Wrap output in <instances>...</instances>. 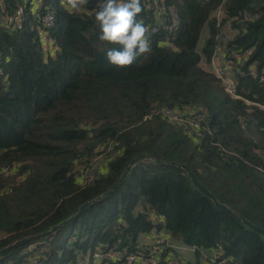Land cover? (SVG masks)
<instances>
[{"label": "trees", "instance_id": "obj_1", "mask_svg": "<svg viewBox=\"0 0 264 264\" xmlns=\"http://www.w3.org/2000/svg\"><path fill=\"white\" fill-rule=\"evenodd\" d=\"M2 1L10 12L23 4ZM43 1L56 18L49 31L53 55L42 52L40 21L26 4L20 29L0 23V248L66 219L143 153L185 163L230 209L214 206L182 168L150 158L55 234L25 239L0 264L35 257L40 264H76L98 248L134 244L153 215L164 217V227L185 244L219 245L234 264H264L262 236L237 215L264 228V84L248 74H264V0H165L177 10L176 28L160 27L151 35L152 52L127 68L106 58L112 45L98 38V6L70 14L65 0ZM141 2L148 26L153 12ZM220 31L229 39L218 42ZM218 43L238 97L209 66ZM250 48L246 59H234L233 52ZM199 106L209 113L199 137L160 114L142 120L153 108ZM92 166L94 178L81 181Z\"/></svg>", "mask_w": 264, "mask_h": 264}, {"label": "built area", "instance_id": "obj_2", "mask_svg": "<svg viewBox=\"0 0 264 264\" xmlns=\"http://www.w3.org/2000/svg\"><path fill=\"white\" fill-rule=\"evenodd\" d=\"M100 0H91L90 4L98 6ZM23 4L18 5L13 12L0 0V23L10 29H20L23 25L24 5L30 8L31 12L36 14L40 21L37 30V38L40 42L42 52L45 56L53 55L56 49L54 39L49 35V31L54 27L56 18L53 10L43 9V0H22ZM146 7L153 12L152 24L148 27L153 34L157 33L160 27H169L174 30L179 22V16L174 6L166 4L165 0H145ZM41 13L39 14V11ZM225 10L222 3L215 11L216 25L220 26ZM243 16L248 18L255 16L249 11H244ZM229 35L225 32L218 33V42L226 41ZM252 52V48L242 52H233V57L237 61L246 59ZM223 48L220 43L215 46L211 56L209 66L216 76L224 84V89L232 96L238 97L235 81L233 80V71L228 60L222 57ZM224 63L221 65L220 61ZM0 73L2 69L0 67ZM253 77L258 76L259 81L264 84V74L258 75L255 70L249 71ZM246 102H249L245 100ZM160 114L166 119L176 122L196 137L208 130L209 113L201 106L189 110L180 111L172 107L153 108L143 117L142 120ZM102 149V148H99ZM108 150L109 146L103 147ZM94 165V164H93ZM95 168L92 166L81 176V181L87 182L94 178ZM10 171V170H5ZM152 227L148 231L141 232L135 243L121 248L116 246H105L98 248L91 254L85 256L86 259L78 260L76 264H234L229 256L222 254L219 245L209 248H201L194 245H188L175 239L164 227V217L151 216ZM175 253L177 255H175ZM197 255V260H196ZM31 264V263H30ZM33 264H40L38 260Z\"/></svg>", "mask_w": 264, "mask_h": 264}, {"label": "clouds", "instance_id": "obj_3", "mask_svg": "<svg viewBox=\"0 0 264 264\" xmlns=\"http://www.w3.org/2000/svg\"><path fill=\"white\" fill-rule=\"evenodd\" d=\"M91 0H65L66 10L80 13ZM144 12L141 0H100L95 12L99 40L106 49L108 62L119 68L132 66L138 58L152 52L151 31L140 19Z\"/></svg>", "mask_w": 264, "mask_h": 264}, {"label": "water", "instance_id": "obj_4", "mask_svg": "<svg viewBox=\"0 0 264 264\" xmlns=\"http://www.w3.org/2000/svg\"><path fill=\"white\" fill-rule=\"evenodd\" d=\"M254 6L256 7L257 4L254 3ZM152 159L153 162L158 163V164H163V163H169L171 165H176L180 168H182L185 172L186 175L190 178L192 184L200 191L202 192L203 195H205L206 197H208L214 204V206L220 208V209H225V210H229L230 208L220 202L216 196L210 191L208 190L205 186H203L195 177V175L193 174V172L188 168V166L185 163H177L174 161H165L162 160L158 157H151L148 153H143L140 154L138 157L133 158L132 160L129 161V163L126 165L124 171L122 172V174L119 176V178L103 193L95 196L94 198H91L83 203H81L77 210L70 215L69 217H67L66 219L58 222L57 224L51 226L48 230H45L43 232H40L38 234L35 235H30L28 237H23L21 239L15 240L14 242L0 248V257H4L6 254H8L13 248H15L17 245H19L22 241H24L27 238H31V237H39V238H45V237H50L53 234H55L59 228L63 225L68 224L71 220H73L75 217H77L88 205L92 204L95 201H99L104 199L106 196H108L110 194L111 191L115 190L116 187L127 177V175L129 174L130 170L139 162L141 161H145L147 159ZM239 216V218L241 219L242 223L244 225H246L249 229L259 233L262 236L263 242H264V228L252 223L250 220H248L247 218H245L244 216L237 214ZM31 247H33L31 245Z\"/></svg>", "mask_w": 264, "mask_h": 264}, {"label": "rangeland", "instance_id": "obj_5", "mask_svg": "<svg viewBox=\"0 0 264 264\" xmlns=\"http://www.w3.org/2000/svg\"><path fill=\"white\" fill-rule=\"evenodd\" d=\"M226 26H227V24H225V28H226ZM223 29H224V26H223ZM205 35H206V31L204 30L202 33H201V37H200V42H199V45L198 46H200L201 45V43H202V41H203V39H204V37H205ZM232 70V69H231ZM101 157H99L98 158V161H99V159H100ZM33 246V245H32ZM28 249H32V247L30 246ZM28 249H26V250H28ZM36 257L35 258H32V259H28V261L26 262V264H33L35 261H36ZM84 259H86V258H84Z\"/></svg>", "mask_w": 264, "mask_h": 264}, {"label": "crops", "instance_id": "obj_6", "mask_svg": "<svg viewBox=\"0 0 264 264\" xmlns=\"http://www.w3.org/2000/svg\"><path fill=\"white\" fill-rule=\"evenodd\" d=\"M225 29V28H224ZM201 63L203 64V66H206V62H204L203 60L201 61ZM221 65L224 63V60L223 61H220Z\"/></svg>", "mask_w": 264, "mask_h": 264}, {"label": "bare ground", "instance_id": "obj_7", "mask_svg": "<svg viewBox=\"0 0 264 264\" xmlns=\"http://www.w3.org/2000/svg\"><path fill=\"white\" fill-rule=\"evenodd\" d=\"M30 12H31V11H30ZM31 14H32V15H34V13H33V12H31Z\"/></svg>", "mask_w": 264, "mask_h": 264}]
</instances>
